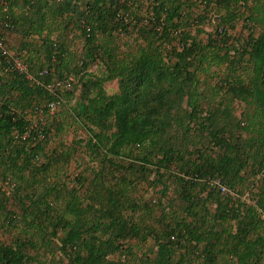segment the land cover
<instances>
[{"label":"trees","instance_id":"16d2710c","mask_svg":"<svg viewBox=\"0 0 264 264\" xmlns=\"http://www.w3.org/2000/svg\"><path fill=\"white\" fill-rule=\"evenodd\" d=\"M6 1V12L0 4V20L13 25L9 33L20 36L18 46L24 47L13 53L8 39L7 52L21 58L39 83L68 80L71 87L50 93L10 71L8 58L0 54V227L20 222L25 229L21 241L0 242V264H41L26 254L28 246L48 252L54 247L62 258L57 264H121L109 256H133L131 250L148 240L154 253L148 249L132 264H264V0H220L226 7L220 20L229 25L247 5V22L257 25V36L238 37L243 44L209 38L201 45L183 32L181 48L166 53L174 59L170 63L152 41L156 35L170 40L178 30L182 0H151V14L140 23L149 42L127 55L117 54L108 39L100 42L95 32H105L109 16L123 27L117 15L130 12L115 6L129 0ZM75 15L84 42L75 70L83 88L78 95L72 91L74 79L62 76L73 55L53 36L67 30L65 19ZM197 60L206 66L197 67ZM94 62L103 67L99 76L87 73ZM213 65L227 68L226 94L206 86L203 110L198 73L207 74ZM43 70L47 75H40ZM114 80L118 91L107 95L103 84ZM51 101L59 102L52 113ZM69 102L72 121L87 127L85 150L97 153L99 161L98 168L88 169L90 177L79 173L71 188L60 180L74 150L48 148L52 128L60 133L63 124L33 121ZM234 102L243 105L244 121ZM206 140L214 152L204 147ZM109 167L120 172V182H109L114 178ZM149 173L159 184L167 179L174 185L170 209L178 203L177 211L163 212L158 226L148 223L152 211L136 214L140 207L127 194L131 182ZM212 181L235 196L210 187ZM33 185L39 192L27 191ZM245 194L250 203L242 200ZM11 199L20 216L8 208ZM129 208L133 212L124 213Z\"/></svg>","mask_w":264,"mask_h":264},{"label":"rangeland","instance_id":"374dc122","mask_svg":"<svg viewBox=\"0 0 264 264\" xmlns=\"http://www.w3.org/2000/svg\"><path fill=\"white\" fill-rule=\"evenodd\" d=\"M50 1L52 0H49V2ZM55 1L58 2L60 0ZM182 2L184 6L181 7L183 11L181 15V21L179 22L180 24L178 30L172 32L170 40L161 41L159 37L160 35H156L154 36V39H159L156 42L155 40L152 41L156 43V45L158 44L159 47H161V51L168 63L174 61V59L173 57H168L166 53L171 51L172 49L176 50L181 48L180 40L183 32L189 33V35L194 37L196 41L199 42L201 45H207L209 38L215 40L216 43L223 41L226 42L227 40V44H230L231 42L234 43V41L236 40V42H238L239 44H243L239 41L238 37H240L242 40H246L251 32V35L253 36H257L259 33L257 25H253L247 22L248 15L250 14V9L247 7V5L242 6L241 4L242 7L239 11L236 12L237 15L230 24L233 25L231 27L229 23L224 24L220 20L221 18H224L226 16V7L224 2H220V0H211L210 2H208V0H182ZM152 4L153 2L151 0H129L126 3L115 6L116 8L125 7V9L130 12H125L127 14L125 16H122V14L117 15L118 19L122 21L121 23L127 26H116V21L114 17L109 16L106 19L107 26L105 32L102 33L97 30L95 32L96 37L100 42L101 39L103 42L104 40L108 39L110 46L114 49V51H116L117 54L127 55L130 53H136L139 49L146 47L149 42V34L147 33L149 31L143 30L140 23H142L145 18L147 19L148 13L151 14L150 11ZM80 6L81 2H79V7ZM232 7L233 5L232 3H230V8ZM234 9L236 11L237 6ZM63 20L64 19H62L61 21ZM65 21H67L66 23L67 25H69L68 27L65 26L67 27V30H59V33H55L53 36L55 38L54 41H57L55 42L57 45L59 42H61L63 47L67 49V51L71 52V55H73L69 62V67L64 68L62 76L74 79L75 85L72 91L75 92V95H78L79 93H81L80 91L83 88L80 83L81 81H79V75L75 74V70L78 69L76 68V64L79 63L82 57L84 42L81 36V32H79V30L76 28V25H78L77 15L73 17L71 16L69 20L65 19ZM148 26L152 28L151 24H149ZM249 26H251L252 28L250 29ZM154 30H160L159 26L156 25ZM19 37L20 36L12 34V36L9 38L11 43L10 51H12L13 53L16 52L15 49L17 48H24L23 46H18L20 43ZM57 38L58 40H56ZM33 48L34 50L37 48L40 49V47L36 46ZM20 51L22 52V50ZM195 64L197 67L200 68L206 66L198 60L195 61ZM209 69L210 70L207 71V74L204 72L202 73L200 71L198 73V80L200 83L199 87L202 93L201 99H203L201 101V106L203 110H205V108L207 107V105H205V98L209 97V93L207 92L208 89L206 88V86L209 87V85H215L216 87H221L222 92L219 94L222 95V97L226 94V83L224 84V81L226 80L227 68L225 67V65H213ZM102 70L103 67L101 68L98 65V62H94L90 64L89 68L87 69V73L92 74L94 76H99ZM52 71L55 75L54 77H56L57 79H61L60 77H58L56 72H54V68H52ZM80 73H85L84 76L86 75V72L84 71ZM103 89L105 90V93L107 95H112L113 93H116L118 91L117 81L114 80L105 82L103 84ZM72 103L73 102L67 103L53 115H49L48 117L44 116L41 121L38 120V116H36V118H34L33 120L37 122L38 125L39 123L43 124V122L48 123V125L53 123L54 127H56V124H63V130L60 133H55V128H52L54 135L51 138V143L48 144V148H60V150L65 151H69V149L70 151L74 150L73 156L71 157L69 164L63 167L64 172L61 175L60 180V182L63 181L65 184H67L68 188H71L72 185H74V178L79 173L90 177L89 173L87 172L88 169H90L91 167H99L97 153L90 155V151H86L84 148V144L86 143V140L89 137V133L86 130L87 127L79 123L75 124L72 121L71 116H69L67 112L68 109H70ZM234 105L236 116L238 117V119L244 121V119H242L244 115L243 105L236 102H234ZM243 125H246V121L243 122ZM242 134L244 135V132ZM203 145L205 148L209 149L211 153L214 152L216 149L214 146H212L209 140H206ZM48 148L46 151H48ZM40 160V162H44L43 157ZM108 172H114V178L112 177L109 180L111 184L121 181L122 176L120 175V172L116 171V169L109 167ZM247 172L249 173V169H247ZM53 176L54 175H51L50 178H52ZM146 178H138L134 182H131V184L127 187V194L131 198V200L140 207V209L137 210L136 214L140 215L141 213L147 212L148 210L152 211L151 213H153V220L149 221L148 223H150L152 226H158L161 225V222L159 221L162 218L163 212L178 210V203H175L176 206H174L173 209H170L169 204L172 203L173 199L176 198L174 192L175 187L167 179H165L164 182L159 184L155 181L154 173H149ZM259 179L260 176L258 180ZM38 186L39 185H33L31 188H28L27 191H35V193H37L39 192ZM164 187H166V191L163 189ZM247 190L248 189L246 187L245 191ZM52 202L54 203L55 201L52 200ZM129 202H126L128 206L130 205ZM9 203L11 205H9L8 208L14 210L16 214L20 216L21 213L19 209L15 206L16 204L13 202L12 199L9 201ZM132 212V209L129 208L125 210L124 213L131 214ZM23 227L24 226L20 222L17 223V226L15 228L6 226L2 228L0 227V242L4 244H11L15 240L21 241L22 237H25V233L23 232L25 229H23ZM148 249L152 250L153 253L155 251V248L153 247V242L151 240H148L145 245H138L137 248H133V250H131L133 256L128 254L124 255V253H122L109 256V259L114 261L118 260L121 264H132L134 262L138 263V259H140L141 254H148ZM25 252L33 258L38 257V263L41 264H57V261L61 262L62 259L60 253H55L54 247L51 248L48 252L46 250L44 251L39 248L35 249L28 246L27 248H25Z\"/></svg>","mask_w":264,"mask_h":264},{"label":"built area","instance_id":"2783aa9c","mask_svg":"<svg viewBox=\"0 0 264 264\" xmlns=\"http://www.w3.org/2000/svg\"><path fill=\"white\" fill-rule=\"evenodd\" d=\"M0 4H2L3 6V11L6 12L7 11V1L6 0H0ZM127 15L126 13H122V16ZM125 18V17H124ZM0 31H6V32H12L13 30V25L8 22V21H3L0 20ZM89 29H87L88 31ZM4 38L0 36V54L7 57L8 58V64L10 66L9 70H16L19 71L21 73H23L26 77V79L28 80H32L35 82V84L39 87L44 88L46 91L53 93L55 91H61V90H67L71 87V83L70 81H66V80H57L51 83H48L46 85L39 83V81L35 80V78L30 74V71L27 67V65L25 64V62L19 58L17 55H13L9 52H7V50L5 49V43H4ZM5 72L8 71L7 69L4 70ZM48 71L47 70H43L40 75H47ZM59 102L58 101H51L50 103H48L47 108L49 110V112H53L57 106H58ZM210 187L212 186H218L220 188V191L223 194H228L232 197L235 196V193L233 191H231L230 189H228L225 185H221V182H217V181H212L209 182ZM242 200L245 201L246 203H250V198L248 194L243 195Z\"/></svg>","mask_w":264,"mask_h":264},{"label":"crops","instance_id":"0c3cea01","mask_svg":"<svg viewBox=\"0 0 264 264\" xmlns=\"http://www.w3.org/2000/svg\"><path fill=\"white\" fill-rule=\"evenodd\" d=\"M0 33L3 35V38H4V40H7L8 41V39L12 36V34L11 33H9V32H6V31H0Z\"/></svg>","mask_w":264,"mask_h":264}]
</instances>
